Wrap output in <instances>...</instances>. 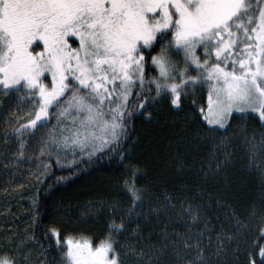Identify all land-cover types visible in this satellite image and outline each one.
<instances>
[{"label":"snow or ice","instance_id":"snow-or-ice-1","mask_svg":"<svg viewBox=\"0 0 264 264\" xmlns=\"http://www.w3.org/2000/svg\"><path fill=\"white\" fill-rule=\"evenodd\" d=\"M205 85L207 110L200 112L208 125L223 128L233 110L244 114L250 109L264 121V0H0V88L5 95L32 98L34 112L29 127L15 131L22 136L21 129H33V143L54 154L57 163L69 153L73 159L91 158L115 148L127 135L133 89L137 108L160 97L179 110L182 93ZM50 109L55 122L44 119L37 125ZM18 144L23 154L24 140ZM247 148L250 163L264 160V136L259 145L248 141ZM182 166L178 159L177 167ZM222 166L217 161L202 170L219 174ZM258 171L264 187V165ZM129 192L131 217L138 214L140 196L134 186ZM201 207L187 204L192 221L199 219ZM123 231V220H112L94 240L65 236L60 264H122L114 234ZM52 232L59 242L57 229ZM190 239L183 247L198 251L185 264H209L199 242ZM172 244L174 264H180L179 242ZM167 247L150 251L162 256ZM128 251L145 254L142 248ZM18 254L0 246V264H20ZM259 256L254 264H264V246H259ZM151 260L150 255L149 264ZM49 264L58 262L53 257ZM123 264H128L126 258Z\"/></svg>","mask_w":264,"mask_h":264},{"label":"trees","instance_id":"trees-1","mask_svg":"<svg viewBox=\"0 0 264 264\" xmlns=\"http://www.w3.org/2000/svg\"><path fill=\"white\" fill-rule=\"evenodd\" d=\"M148 87L146 77L145 95ZM186 91L180 109L174 110L176 106L160 97L137 108L134 89L128 101L133 111L121 142L103 150L104 155L66 156L61 163L33 143V129H21L22 136L15 131L29 127L32 98L0 91V246L18 250L20 264H49L53 257L60 264L65 236L94 240L105 234L110 221L123 220L127 231L114 234L122 264L125 258L128 264H149L150 255V264H174L173 241L179 242L180 264H185L198 251L183 247L185 239L191 244L190 238L205 250L209 264L258 262L259 246H264V187L258 168L264 160L250 163L247 143L260 144L264 121L256 113H244L233 114L223 128L208 125L200 112L207 110V86ZM178 159L184 166L177 167ZM217 161L223 165L219 174L205 175L202 169ZM130 186L140 196L138 214L131 217ZM188 203L202 206L197 221L191 220ZM165 243L169 247L164 255L150 251L158 253ZM129 248H142L145 254L136 256Z\"/></svg>","mask_w":264,"mask_h":264},{"label":"rangeland","instance_id":"rangeland-1","mask_svg":"<svg viewBox=\"0 0 264 264\" xmlns=\"http://www.w3.org/2000/svg\"><path fill=\"white\" fill-rule=\"evenodd\" d=\"M237 43H239V41H237ZM235 47V46H234ZM198 54H199V51H198ZM213 58H214V54H213ZM229 64H231V61H229ZM195 66H193V68H194ZM134 90V89H133ZM0 91L1 92H3V89L2 88H0ZM131 97V96H130ZM130 97H129V99H130ZM246 113H255V112H252L250 109L249 110H247L246 111ZM233 114H242V113H240V112H237V111H235V110H233V112L227 117V123L224 125V126H226L229 122V119L231 118V116L233 115ZM258 116H259V114L258 113H256ZM44 119H47V120H50V121H53V122H55V115L51 112V109H50V114H49V116L48 117H41V121L42 120H44ZM41 121H40V123H41ZM40 123H38V124H40ZM218 126V125H217ZM220 127V126H219ZM106 148H104L103 150H105ZM102 150V151H103ZM97 153V152H96ZM67 156H69V157H73L72 156V154L71 153H69V155H67ZM77 157H80V156H77ZM64 245V244H63ZM20 259V258H19Z\"/></svg>","mask_w":264,"mask_h":264},{"label":"flooded vegetation","instance_id":"flooded-vegetation-1","mask_svg":"<svg viewBox=\"0 0 264 264\" xmlns=\"http://www.w3.org/2000/svg\"><path fill=\"white\" fill-rule=\"evenodd\" d=\"M41 121V120H40ZM40 121H39V123H40Z\"/></svg>","mask_w":264,"mask_h":264}]
</instances>
